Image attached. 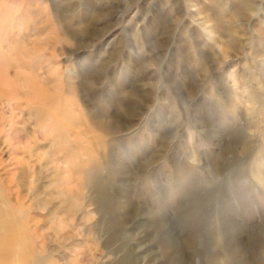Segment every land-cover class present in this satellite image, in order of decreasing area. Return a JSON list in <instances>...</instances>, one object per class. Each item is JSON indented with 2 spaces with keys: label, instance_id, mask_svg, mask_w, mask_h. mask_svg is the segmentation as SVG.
Instances as JSON below:
<instances>
[{
  "label": "rangeland",
  "instance_id": "obj_1",
  "mask_svg": "<svg viewBox=\"0 0 264 264\" xmlns=\"http://www.w3.org/2000/svg\"><path fill=\"white\" fill-rule=\"evenodd\" d=\"M36 235L46 264H264V0H0V242L36 264Z\"/></svg>",
  "mask_w": 264,
  "mask_h": 264
},
{
  "label": "bare ground",
  "instance_id": "obj_2",
  "mask_svg": "<svg viewBox=\"0 0 264 264\" xmlns=\"http://www.w3.org/2000/svg\"><path fill=\"white\" fill-rule=\"evenodd\" d=\"M61 115H62V113H61ZM67 116L69 117V115L67 114ZM63 117V116H62ZM51 119H53V121H54V123L55 124H57V122L59 123L60 122V120L57 118V117H51ZM73 121V120H72ZM53 125V124H52ZM46 128V127H45ZM68 131V132H67ZM66 131V133H65V135H67V133H69V131H72V133L74 134V136L76 137V138H81V136H85L86 135V132H87V130H85V129H83V130H81V132H79V131H75L74 129H70V130H67ZM64 138V137H63ZM75 139V138H74ZM73 143V142H72ZM86 143H88L89 144V141H86ZM75 146H77L76 144H75ZM79 146V145H78ZM55 153H57V152H55ZM52 156H55V154H54V152H53V154H52ZM55 159V158H54ZM54 159H52V161H54ZM60 159L61 158H56L55 159V161H60ZM149 163H151L150 162V160H149ZM25 164V163H24ZM95 171H96V169H95ZM19 182V181H18ZM20 183V182H19ZM92 185V187L93 188H95V189H97L98 190V192L100 193V195H101V197H105V195H106V188L105 187H103V186H101L100 184H98V183H96V184H94V183H92L91 184ZM18 187V186H17ZM21 199H20V197L19 196H17L16 197V199H15V205H16V207H18L19 208V214L21 215V216H23V210H22V208H21ZM104 203V202H103ZM105 204V203H104ZM106 205V204H105ZM21 208V209H20ZM19 215V216H20ZM37 236V238L39 239V246H38V249H39V255L40 256H38V258H37V261H36V264H46V259H45V257H42V255L41 254H43L44 253V249H45V245H46V243H45V241H44V238H43V235H40V236H38V235H36ZM146 236H145V234H143V235H141V236H139V238L141 239H144ZM9 241V240H8ZM0 245L1 246H4L5 247V252L3 253V254H1V255H3V256H5L6 257V261H5V264H20L19 262H16V261H11L10 260V257L12 258V255L16 252V250H17V247H16V244H15V242H12L11 241V243H7V242H0ZM144 249H146V248H144ZM138 251H139V249H138ZM15 256V255H14ZM13 262V263H12ZM49 262V261H48ZM22 264V263H21ZM24 264V263H23ZM48 264V263H47ZM49 264H51L50 262H49ZM53 264V263H52Z\"/></svg>",
  "mask_w": 264,
  "mask_h": 264
}]
</instances>
